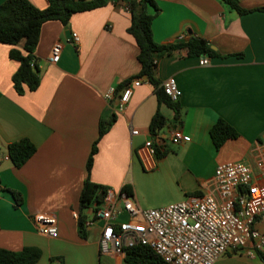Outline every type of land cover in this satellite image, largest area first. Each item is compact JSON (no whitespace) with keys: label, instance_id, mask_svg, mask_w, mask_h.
I'll return each mask as SVG.
<instances>
[{"label":"crops","instance_id":"crops-1","mask_svg":"<svg viewBox=\"0 0 264 264\" xmlns=\"http://www.w3.org/2000/svg\"><path fill=\"white\" fill-rule=\"evenodd\" d=\"M107 1L102 8L74 15L68 26L58 21L43 25L34 54L41 83L34 92L17 93L12 79L19 63L10 57L17 46L0 43V247H38L43 253L38 264H51L53 258L63 264H125V254L114 246L102 251V222L86 227L82 238L77 218L100 121L112 115L116 121L99 143L91 181L114 192L132 183L137 187L147 176L178 185L175 199L157 205H148L134 189L133 198L142 209L215 193V170L228 162L248 165L254 180L264 185V12L257 11L264 0H239L243 8L253 10L244 15L219 0H156L161 12L152 30L158 44L202 38L221 54L207 66L185 51L159 60L155 76L161 86L175 78L182 90L179 119L173 108L159 102L155 86L145 78L135 79L141 65L137 43L128 33L132 15L125 0ZM30 2L39 9L48 7L47 0ZM59 42L61 58L53 63L52 50ZM136 80L142 83L132 85L122 110L125 88L115 92L112 104L107 100L112 90ZM158 111L168 120L161 130L168 140L157 169L148 172L138 152L152 135L150 125ZM220 119L240 136L217 149L210 132ZM134 129L139 135L132 134ZM175 132L191 141L174 144L170 137ZM22 139L30 140L37 151L17 168L5 158L8 146ZM11 191L22 194V205L16 206ZM46 212L58 218L57 238L36 228L34 216ZM84 214L87 222L94 218L93 209Z\"/></svg>","mask_w":264,"mask_h":264},{"label":"built area","instance_id":"built-area-1","mask_svg":"<svg viewBox=\"0 0 264 264\" xmlns=\"http://www.w3.org/2000/svg\"><path fill=\"white\" fill-rule=\"evenodd\" d=\"M72 38L79 42L78 34ZM63 45L53 47L51 62L61 58ZM210 57H200V65L210 64ZM128 84L119 102V109L127 104L134 86ZM172 102L182 96L177 80L170 78L162 84ZM115 91L106 97L113 100ZM139 130H132L139 135ZM168 138L158 132L152 134L138 152L144 170L157 169L159 153L165 151ZM174 144L190 142L191 137L175 132ZM10 160L9 156L5 158ZM216 192L189 196L185 200L158 209H142L125 192L108 190L103 207L86 223V227L102 222L101 248L104 253L114 246L119 254L136 244L149 246L167 264H219L227 255H245L264 259V185L254 180L251 168L243 163L220 164L213 180ZM78 218V216H77ZM38 232L57 238L58 218L53 213L34 216Z\"/></svg>","mask_w":264,"mask_h":264},{"label":"trees","instance_id":"trees-1","mask_svg":"<svg viewBox=\"0 0 264 264\" xmlns=\"http://www.w3.org/2000/svg\"><path fill=\"white\" fill-rule=\"evenodd\" d=\"M48 7L39 9L30 0H6L0 5V43L17 46L10 52L11 59L19 63V68L13 76V85L17 93L36 91L41 83L40 70L35 57V51L39 44L43 25L50 21H58L68 26L74 15L85 13L102 8L108 4L107 0H47ZM132 15L131 25L128 33L133 36L139 48L138 61L141 65L140 73L135 79L145 78L155 86L158 100L176 111V118L179 119L180 112L177 102H172L164 92L155 72L160 59L170 56L178 51H185L189 57L210 58L220 57L221 54L215 51L212 46L202 38H193L186 43L173 45H160L154 40L152 25L155 18L161 12L156 0H125ZM228 8L239 15L252 12L243 8L239 0H219ZM152 10L154 11L152 13ZM257 11L264 12V7ZM22 45V48L18 47ZM130 81L116 89V93L125 88ZM114 99V98H113ZM113 103V100L110 101ZM115 107V106H113ZM116 121L115 115L108 120H101L99 125L98 138L93 144L87 162L88 178L80 197L78 226L82 238L86 237L87 217L84 212L93 209L94 215L103 207L108 188L91 181V173L95 156L98 153L99 143L109 132ZM167 118L158 111L153 117L150 125L151 134L160 132L167 125ZM211 138L217 149L240 135L238 131L228 122L220 119L211 129ZM36 146L28 139H22L8 146V155L17 168L25 165L36 153ZM16 203L20 206L23 203L21 193L11 191ZM121 192L133 197L134 187H124ZM42 250L38 247H24L20 251H12L0 247V264H38L42 258ZM125 264H167L149 246L136 244L124 249ZM264 261L263 258H260ZM51 264H63L60 258H53Z\"/></svg>","mask_w":264,"mask_h":264},{"label":"rangeland","instance_id":"rangeland-1","mask_svg":"<svg viewBox=\"0 0 264 264\" xmlns=\"http://www.w3.org/2000/svg\"><path fill=\"white\" fill-rule=\"evenodd\" d=\"M135 191L145 198L148 205H157L175 199L179 193L178 185L158 176H147L133 184ZM221 264H264L261 259H251L245 255H227Z\"/></svg>","mask_w":264,"mask_h":264},{"label":"water","instance_id":"water-1","mask_svg":"<svg viewBox=\"0 0 264 264\" xmlns=\"http://www.w3.org/2000/svg\"><path fill=\"white\" fill-rule=\"evenodd\" d=\"M68 35L71 37V33L70 32H68Z\"/></svg>","mask_w":264,"mask_h":264}]
</instances>
